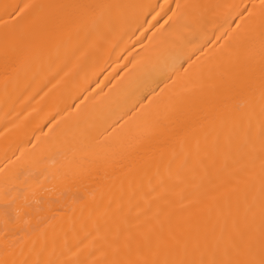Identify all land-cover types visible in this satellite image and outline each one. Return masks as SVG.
Listing matches in <instances>:
<instances>
[{
	"label": "bare ground",
	"instance_id": "bare-ground-1",
	"mask_svg": "<svg viewBox=\"0 0 264 264\" xmlns=\"http://www.w3.org/2000/svg\"><path fill=\"white\" fill-rule=\"evenodd\" d=\"M0 264H264V0H0Z\"/></svg>",
	"mask_w": 264,
	"mask_h": 264
}]
</instances>
